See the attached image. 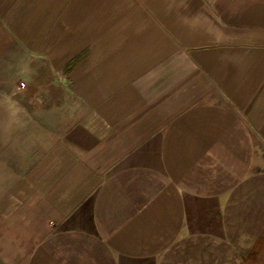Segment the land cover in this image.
<instances>
[{
    "label": "crops",
    "instance_id": "0c3cea01",
    "mask_svg": "<svg viewBox=\"0 0 264 264\" xmlns=\"http://www.w3.org/2000/svg\"><path fill=\"white\" fill-rule=\"evenodd\" d=\"M37 92L15 264H264V0H0V139Z\"/></svg>",
    "mask_w": 264,
    "mask_h": 264
},
{
    "label": "rangeland",
    "instance_id": "374dc122",
    "mask_svg": "<svg viewBox=\"0 0 264 264\" xmlns=\"http://www.w3.org/2000/svg\"><path fill=\"white\" fill-rule=\"evenodd\" d=\"M45 97L46 94L37 92L29 98L20 97L16 104H9L10 108L18 110L20 118L0 139V232L3 236L0 264L21 263L17 259L24 257L30 244L43 233L42 216L30 209L33 193L26 176L46 152L47 134L56 138L64 128L61 123L58 125L50 120L47 109L54 112L76 110L75 102L61 95L55 106L48 104Z\"/></svg>",
    "mask_w": 264,
    "mask_h": 264
},
{
    "label": "built area",
    "instance_id": "2783aa9c",
    "mask_svg": "<svg viewBox=\"0 0 264 264\" xmlns=\"http://www.w3.org/2000/svg\"><path fill=\"white\" fill-rule=\"evenodd\" d=\"M23 86L24 84L22 82L18 85L19 88H22Z\"/></svg>",
    "mask_w": 264,
    "mask_h": 264
}]
</instances>
